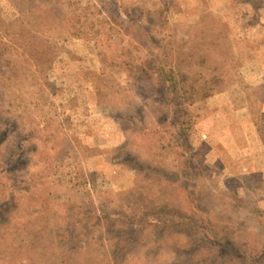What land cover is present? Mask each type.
<instances>
[{"label":"rangeland","instance_id":"obj_1","mask_svg":"<svg viewBox=\"0 0 264 264\" xmlns=\"http://www.w3.org/2000/svg\"><path fill=\"white\" fill-rule=\"evenodd\" d=\"M0 264H264V0H0Z\"/></svg>","mask_w":264,"mask_h":264},{"label":"trees","instance_id":"obj_2","mask_svg":"<svg viewBox=\"0 0 264 264\" xmlns=\"http://www.w3.org/2000/svg\"><path fill=\"white\" fill-rule=\"evenodd\" d=\"M156 74L160 77L163 83L167 84L168 90L171 92H177L178 91V86L176 83V80L174 78V72L169 70L165 71L163 68H158L155 71Z\"/></svg>","mask_w":264,"mask_h":264}]
</instances>
